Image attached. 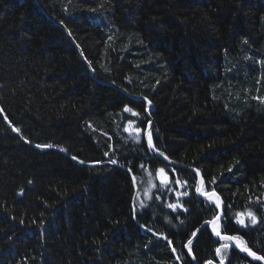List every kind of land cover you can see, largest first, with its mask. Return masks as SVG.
<instances>
[{
  "label": "trees",
  "instance_id": "trees-1",
  "mask_svg": "<svg viewBox=\"0 0 264 264\" xmlns=\"http://www.w3.org/2000/svg\"><path fill=\"white\" fill-rule=\"evenodd\" d=\"M103 81L264 257V0H0V264H260Z\"/></svg>",
  "mask_w": 264,
  "mask_h": 264
},
{
  "label": "water",
  "instance_id": "water-1",
  "mask_svg": "<svg viewBox=\"0 0 264 264\" xmlns=\"http://www.w3.org/2000/svg\"><path fill=\"white\" fill-rule=\"evenodd\" d=\"M47 15H48V13H47ZM48 16H49V15H48ZM49 17H50V16H49ZM57 23H58V22H57ZM58 24H59V25L65 30L66 34L68 35V38H69V39L75 44V42H74L72 36L70 35L69 31L67 30V28H66L62 23H58ZM75 45H76L77 49L79 50V52H80V54H81V57H82L84 63L86 64V67H87V69L89 70V72H90V74L92 75V77L95 78V79H97V80H99V78L97 77V75H96L95 71L93 70L92 66H91V65L88 63V61L84 58V56H83V54H82L81 49L79 48V46H78L77 44H75ZM100 81H101V80H100ZM101 82H102V81H101ZM103 82H104V81H103ZM104 83L109 84V85L113 86L114 88L120 90V91H121L122 93H124L129 99L144 102V104L146 105V113H147V117H148V122H147V124H146V127H145V130H144L143 137H144V141H145V143H146V146H147V148H148V144H147V135H146V133H147L148 130L151 131V129H152V125H153V118H152V116H151V112L154 110V105L152 104V102L149 104L148 101H150V100L145 99V97H143V96H139V95L132 94V93L126 91L125 89H123V88H121V87L115 85L114 83H108V82H104ZM149 121H151V125H150V126H149ZM153 145H154V147L156 148V146H155V144H154V141H153ZM148 149H149V148H148ZM156 149H157V148H156ZM150 151H151V152H152V153H153L158 159H160L162 162L166 163V164L169 165V166L176 167V168L190 169V170H192L193 172H195V174H196L195 193H196V195H197L199 198H203V199L207 198V197L201 195L200 193H198V192L196 191V188L200 186L201 178H203L202 173L200 172L199 169L194 168V167L186 166V165H184V164H182V163H179V162H177V161L171 160V159L167 158V157L164 156V155L161 156V155L159 154L160 151H158V152H156V151H152V150H150ZM165 157H166L167 159H165ZM197 171H198L199 174H197ZM203 181H204V179H203ZM212 191H214V190L207 191V192H212ZM215 192H216V191H215ZM216 193H217V195L220 197V200L222 201V204H221V207H220V208H217V213H216L215 216H217L218 214H220V215H221V218H222V216H223V214H224V202H223L221 196L219 195V193H218V192H216ZM213 200H214V199H213ZM214 201H215V200H214ZM215 216H214V217H215ZM214 217H213V218H214ZM213 218H212V219H213ZM212 219H211V220H212ZM211 220H210V221H211ZM208 228H209V231H210V233L212 234V236H213L214 238L219 239V240H223V239H221L220 237H217V236L214 234V232L212 231L211 225H210L209 223H208ZM222 235H229V234H224V233H222ZM229 236H232V235H229ZM228 241L231 242V247H232L233 249L237 250V251H238L240 254H242L243 256L249 258L250 260H252V261H254V262H256V263L264 264V259H256V258H254L253 256H250L247 252L242 251L241 248L237 246V242H236V241H232V240H228ZM240 244L243 245L241 240H240ZM251 251H252V250H251ZM252 252H254V253L256 254L257 257H263L261 254L255 252V251H252Z\"/></svg>",
  "mask_w": 264,
  "mask_h": 264
},
{
  "label": "snow or ice",
  "instance_id": "snow-or-ice-1",
  "mask_svg": "<svg viewBox=\"0 0 264 264\" xmlns=\"http://www.w3.org/2000/svg\"><path fill=\"white\" fill-rule=\"evenodd\" d=\"M147 99V98H145ZM148 103L150 104L151 101H148ZM124 112H128V113H131L133 116H136L137 113H135L130 107H128L127 105L124 107L123 109ZM131 123V122H130ZM151 125V121H149V126ZM15 131H18L16 129H14ZM126 131H128L129 129H125ZM136 133H140L141 132V129L140 128H136L135 129ZM147 135V144H148V148L149 150H152V151H156L158 152L159 150L156 149L153 145V138H152V133L150 130L147 131L146 133ZM137 140L140 139L139 135H137L136 137ZM37 147H43V148H47L49 147V145H37ZM63 151V149H61ZM161 156H163L164 154L162 152L159 153ZM105 155H107V153H105ZM73 159H75V157H73ZM165 159H167L165 157ZM111 163L115 164L117 163V161L115 160H112ZM159 172L163 175V179L165 182H167V176L164 175V169H160ZM197 174L198 171H197ZM133 180H135V177H133ZM215 181H213L214 183ZM177 183H179V181H177ZM204 181H203V178H201V181H200V186L196 188V191L198 193H200L201 195L207 197L209 200H215L216 202V207L217 208H220L221 207V204H222V201L220 200V197L217 195V193L215 191H212V192H207V191H204ZM145 195H147V192L145 193ZM178 195H180L178 193ZM184 195H188L187 193H184ZM143 207V205H142ZM169 208H173L175 209L177 207V205H174V204H169L168 205ZM247 216V217H250L251 219V223L253 225H255L257 223V217L255 215H253L251 212H247V213H237L236 214V217H237V223L240 224L241 226H245V219L244 217ZM221 220V215L218 214L217 216H215L211 221H209L208 223L211 225V228H212V231L214 232V234L217 236V237H220L221 239L223 240H232V241H236L237 242V246L241 248L242 251H245L247 252L250 256H253L254 258L256 259H264V257H257L256 254L254 252H252L247 246L246 244L245 245H241L240 244V237L238 236H229V235H222V232L220 230V224H219V221ZM196 233H193V236H195ZM222 248H227L228 245L225 244V245H222L221 246ZM173 251H175V249H173ZM221 251V248H217L216 249V253L217 255H219ZM209 264H211V262H209ZM221 264H223V259H221Z\"/></svg>",
  "mask_w": 264,
  "mask_h": 264
},
{
  "label": "rangeland",
  "instance_id": "rangeland-1",
  "mask_svg": "<svg viewBox=\"0 0 264 264\" xmlns=\"http://www.w3.org/2000/svg\"><path fill=\"white\" fill-rule=\"evenodd\" d=\"M161 183L164 182L162 175L160 176ZM155 177L149 172L146 171L138 181V191L136 193V204L138 207L145 205L147 199H149L154 187H155ZM147 192V195L145 193Z\"/></svg>",
  "mask_w": 264,
  "mask_h": 264
}]
</instances>
